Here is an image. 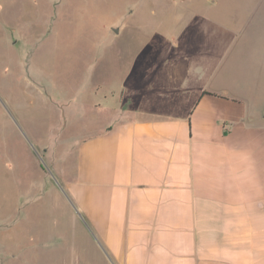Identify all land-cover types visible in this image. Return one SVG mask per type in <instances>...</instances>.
I'll return each mask as SVG.
<instances>
[{
    "label": "rangeland",
    "instance_id": "374dc122",
    "mask_svg": "<svg viewBox=\"0 0 264 264\" xmlns=\"http://www.w3.org/2000/svg\"><path fill=\"white\" fill-rule=\"evenodd\" d=\"M263 61L264 0H0V264H111L64 187L90 121L259 90Z\"/></svg>",
    "mask_w": 264,
    "mask_h": 264
},
{
    "label": "crops",
    "instance_id": "0c3cea01",
    "mask_svg": "<svg viewBox=\"0 0 264 264\" xmlns=\"http://www.w3.org/2000/svg\"><path fill=\"white\" fill-rule=\"evenodd\" d=\"M203 90L79 136L64 187L111 264H264V79Z\"/></svg>",
    "mask_w": 264,
    "mask_h": 264
},
{
    "label": "trees",
    "instance_id": "16d2710c",
    "mask_svg": "<svg viewBox=\"0 0 264 264\" xmlns=\"http://www.w3.org/2000/svg\"><path fill=\"white\" fill-rule=\"evenodd\" d=\"M205 94H210V95H211V94H212V95L214 94V95H215V93H211V92H208V91H206V90H203L202 93H201V95H205Z\"/></svg>",
    "mask_w": 264,
    "mask_h": 264
},
{
    "label": "water",
    "instance_id": "95a60500",
    "mask_svg": "<svg viewBox=\"0 0 264 264\" xmlns=\"http://www.w3.org/2000/svg\"><path fill=\"white\" fill-rule=\"evenodd\" d=\"M114 30H115V32H117V31H118V29H115V28H114Z\"/></svg>",
    "mask_w": 264,
    "mask_h": 264
}]
</instances>
